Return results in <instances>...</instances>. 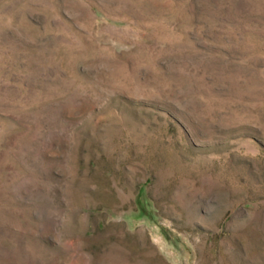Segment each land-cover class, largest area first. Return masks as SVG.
Listing matches in <instances>:
<instances>
[{
    "label": "rangeland",
    "instance_id": "rangeland-1",
    "mask_svg": "<svg viewBox=\"0 0 264 264\" xmlns=\"http://www.w3.org/2000/svg\"><path fill=\"white\" fill-rule=\"evenodd\" d=\"M0 264H264V0H0Z\"/></svg>",
    "mask_w": 264,
    "mask_h": 264
}]
</instances>
